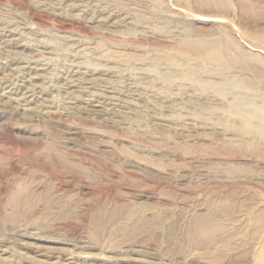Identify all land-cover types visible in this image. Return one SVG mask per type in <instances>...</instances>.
Returning <instances> with one entry per match:
<instances>
[{"label": "rangeland", "instance_id": "obj_1", "mask_svg": "<svg viewBox=\"0 0 264 264\" xmlns=\"http://www.w3.org/2000/svg\"><path fill=\"white\" fill-rule=\"evenodd\" d=\"M186 72L264 101V0H0V264H264V138Z\"/></svg>", "mask_w": 264, "mask_h": 264}, {"label": "bare ground", "instance_id": "obj_2", "mask_svg": "<svg viewBox=\"0 0 264 264\" xmlns=\"http://www.w3.org/2000/svg\"><path fill=\"white\" fill-rule=\"evenodd\" d=\"M223 2V1H222ZM225 2V1H224ZM10 30V29H9ZM195 36H190V35H186L183 39H182V41H181V45H183L184 46V44H186L185 45V48H186V46L187 45H189L190 47H188L187 49H189V48H191V47H194V48H197V49H200V54H202L203 55V58H207V59H215V60H221V62H223V58H225V57H223L222 58V56H219V54L217 53V49H216V46L212 49V51H210V50H207L206 48L207 47H209V44H207L208 42H206L205 43V41H202V40H200V39H195L194 38ZM11 40V39H10ZM221 40V39H220ZM207 41H209V40H207ZM216 41V40H215ZM219 41V40H218ZM211 42V41H210ZM217 42V41H216ZM220 43L222 44V41H220ZM215 44V43H214ZM214 44H212V45H214ZM220 44V45H221ZM227 44V43H226ZM231 44V43H230ZM181 45H180V47H181ZM219 45V46H220ZM211 47V46H210ZM220 47H222V46H220ZM194 48H191V49H194ZM191 49H189V51L191 50ZM222 50H223V48H222ZM187 50H184V52H186ZM194 51V50H193ZM192 51V52H193ZM224 51V50H223ZM196 52H198L199 53V51H196ZM196 52L194 53V54H196ZM202 52V53H201ZM221 54H223V53H221ZM252 54V53H251ZM198 55V54H197ZM201 55V56H202ZM225 55V54H224ZM254 55V54H253ZM252 55V56H253ZM200 56V57H201ZM205 56V57H204ZM121 57V56H120ZM254 57V56H253ZM244 58V57H243ZM119 59H122V58H119ZM225 60V59H224ZM226 60H227V58H226ZM201 61H204V60H202L201 59ZM207 61V60H206ZM206 61H205V63H206ZM209 61V60H208ZM220 62V63H221ZM204 63V62H203ZM228 63H229V60H228ZM228 63H227V65H228ZM200 64V63H199ZM211 64H213V63H211ZM217 65L219 64V63H216ZM230 64V63H229ZM222 65V64H221ZM224 66H226V65H224ZM196 68H198V67H196ZM195 67H193V69L195 70L196 69ZM23 69V68H22ZM7 71V70H6ZM188 71V70H187ZM23 72V71H22ZM25 72V71H24ZM72 72V71H71ZM185 72V71H184ZM193 72V71H192ZM195 72V71H194ZM193 72V73H194ZM199 72H200V69H199ZM13 73V72H12ZM169 73V72H168ZM166 74H167V72H166ZM15 75V74H14ZM164 75V74H163ZM32 76V75H31ZM170 75H167L166 77L165 76H163V77H165V78H167L166 79V81L167 80H170L171 82H172V79H170V77H169ZM173 76V75H172ZM171 76V77H172ZM181 76V75H180ZM180 76H178V77H180ZM195 76V75H194ZM78 78V77H77ZM172 78H175V76H173ZM182 78H184L183 80H186V79H188L189 81H192V80H194L195 78L194 77H192V75L191 74H189L188 72H186V73H184L182 76H181V79ZM194 78V79H193ZM198 78V77H197ZM200 78V77H199ZM227 78L228 77H226V79H224V80H227ZM234 78H236V76H234ZM239 78V77H238ZM165 80V79H164ZM174 80V79H173ZM188 80H186V81H188ZM199 80H201V79H199ZM223 80V81H224ZM243 80V79H242ZM242 80H239L238 79V81H237V79L236 80H234V83H232L231 81H226V82H219L218 83V85H217V83L215 82V84L212 82L211 83V81H208L209 83H207V81L206 82H204V83H206L204 86L205 87H211V90L213 91V89H214V91L216 92V94L218 95V94H220V95H222L221 97H224V95H225V97H226V95H230L231 94V96L233 97V98H231V99H233L232 101H230V102H228V103H226L227 105L225 106V110H227L228 112H230V113H232L233 115H236V116H238V117H240V118H242L243 119V123L241 124V125H238V123H237V127L235 126V128H234V130L233 131H235V129H236V131L240 134V135H247V136H249L248 138H247V136L243 139V140H246V143H247V145L249 146V148H250V146H251V148L252 149H256V147L258 146V145H256L255 146V144H253L252 142V138L254 139V138H259V139H263L264 138V101H262V99L260 100V99H257V100H260V101H262V102H258L253 96H251L245 89L246 88H248L247 86H245V84H243L242 83ZM197 79H195V83H200V82H202V81H197ZM67 82V81H66ZM76 82H78V81H76ZM179 82H181V80L179 81ZM183 82V81H182ZM194 82V81H193ZM202 82V83H203ZM73 83V82H72ZM80 83V82H79ZM202 83H200L202 86H203V84ZM221 83V84H220ZM248 83V82H247ZM4 84V83H3ZM28 84V83H27ZM35 84V83H34ZM66 85V84H65ZM232 85V86H231ZM233 85H236L237 86V89H236V91L234 92H230V91H232V90H230L229 92H230V94L228 93V91L227 90H229V87H230V89H233L234 87H233ZM235 86V87H236ZM245 86V87H244ZM251 88V87H250ZM210 89V88H209ZM234 89V90H235ZM252 90V89H251ZM5 91V90H4ZM22 91V90H21ZM218 92V93H217ZM253 92V91H252ZM2 93V92H1ZM215 94V95H216ZM25 95V94H24ZM23 95V96H24ZM19 96H21V95H19ZM254 96H256V94L254 95ZM230 97V96H229ZM258 97V96H257ZM33 99V98H32ZM96 100V99H95ZM228 100H230V99H228ZM17 101V100H16ZM226 102V101H225ZM20 104V103H19ZM30 107V106H29ZM207 107H209V106H207ZM26 108V107H25ZM212 109H214L213 107H211ZM211 108H209V110H211L212 111V109ZM220 108H222V107H220ZM219 108V109H220ZM208 109V108H207ZM215 111H217L216 109H215ZM199 115V114H198ZM240 118H237V119H239L240 120ZM234 120H236V119H234ZM238 122V121H237ZM236 133V132H235ZM236 136V135H235ZM240 139V138H239ZM241 140V139H240ZM264 140V139H263ZM236 141H237V139H236ZM239 141V140H238ZM229 143H231L230 141H229ZM236 143V142H235ZM232 144V143H231ZM234 144V143H233ZM232 144V145H233ZM237 144V143H236ZM243 147H245V145H243ZM241 148V147H240ZM247 150H248V148H247ZM249 151V150H248Z\"/></svg>", "mask_w": 264, "mask_h": 264}]
</instances>
